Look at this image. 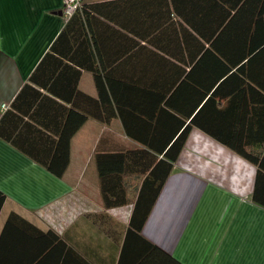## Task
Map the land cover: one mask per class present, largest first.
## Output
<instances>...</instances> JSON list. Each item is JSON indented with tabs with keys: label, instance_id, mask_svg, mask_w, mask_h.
<instances>
[{
	"label": "crops",
	"instance_id": "1",
	"mask_svg": "<svg viewBox=\"0 0 264 264\" xmlns=\"http://www.w3.org/2000/svg\"><path fill=\"white\" fill-rule=\"evenodd\" d=\"M83 6L65 17L62 0H0V234L12 212L54 233L72 252L46 250V264H117L133 204L104 207L95 154L141 147L132 136H173L184 118L170 107L159 112L160 92L175 91L174 104L187 107L190 89L206 84L191 25L224 24L219 11H231L264 35V0ZM251 68L264 72V63ZM186 73L198 84L177 82ZM98 90L115 91L127 117L95 119ZM67 137L57 177L46 163L61 167ZM255 179V165L192 125L140 235L181 264H264V205L254 200L264 198V179Z\"/></svg>",
	"mask_w": 264,
	"mask_h": 264
},
{
	"label": "trees",
	"instance_id": "2",
	"mask_svg": "<svg viewBox=\"0 0 264 264\" xmlns=\"http://www.w3.org/2000/svg\"><path fill=\"white\" fill-rule=\"evenodd\" d=\"M83 9L82 4L76 12ZM219 12L222 17L220 22H225L224 24L190 27L192 39L197 41V49L202 52L201 57H205V87L190 89L187 107L174 104L175 91L171 93L170 89L160 92L157 98V102H160L159 112H169L167 108L170 107L184 118H178L176 127L172 128L173 136L153 139L132 136L141 147L95 154L104 207L115 208L133 204L117 264H181L142 238L140 232L192 125L198 126L255 165L256 185L259 179H264V72L251 68L258 63H264V35L258 34L257 28H252L246 23H235L234 16L237 14L231 15V11ZM203 40H206V47ZM181 76L183 82L191 85L196 81L198 84L195 74L179 75L177 82ZM202 84L203 81L200 86ZM108 93H111V97ZM98 94L95 100L99 107L92 114L95 119L108 122L116 114L122 119L127 117L117 105L115 91L98 90ZM86 117L85 114L81 115L80 124ZM186 118H189V122H185ZM166 125L172 127L174 124L166 122ZM126 132L130 135L132 133L127 125ZM69 140L68 137L60 138L66 147L61 167L55 168L52 162L46 163L48 171L57 177L62 176L68 163ZM4 199L5 196L0 191V209ZM254 200L264 205V198L254 195ZM59 245L72 252L54 233H44L12 212L8 215L0 234V260L8 255V259L15 258L13 263L9 261L8 264H46L45 251H54ZM12 250L15 257L9 255ZM55 260L57 261V256ZM77 264L86 262L80 258Z\"/></svg>",
	"mask_w": 264,
	"mask_h": 264
},
{
	"label": "built area",
	"instance_id": "3",
	"mask_svg": "<svg viewBox=\"0 0 264 264\" xmlns=\"http://www.w3.org/2000/svg\"><path fill=\"white\" fill-rule=\"evenodd\" d=\"M83 2L84 0H62V14L65 17L72 16L81 7Z\"/></svg>",
	"mask_w": 264,
	"mask_h": 264
},
{
	"label": "rangeland",
	"instance_id": "4",
	"mask_svg": "<svg viewBox=\"0 0 264 264\" xmlns=\"http://www.w3.org/2000/svg\"><path fill=\"white\" fill-rule=\"evenodd\" d=\"M61 11H62V9H61Z\"/></svg>",
	"mask_w": 264,
	"mask_h": 264
}]
</instances>
